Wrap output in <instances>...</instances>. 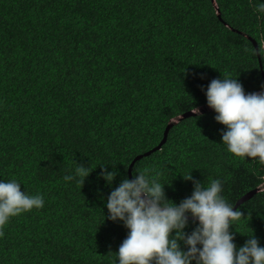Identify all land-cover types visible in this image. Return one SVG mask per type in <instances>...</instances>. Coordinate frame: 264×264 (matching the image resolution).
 <instances>
[{
	"label": "trees",
	"instance_id": "16d2710c",
	"mask_svg": "<svg viewBox=\"0 0 264 264\" xmlns=\"http://www.w3.org/2000/svg\"><path fill=\"white\" fill-rule=\"evenodd\" d=\"M255 4L0 0V180L45 198L5 227L0 264H118L129 230L107 219V197L177 119L133 178L137 169L159 174L177 204L194 190L191 173L205 185L221 179L234 208L262 188L230 231L237 248L252 234L264 246V165L227 151L213 109L182 119L208 106L207 86L225 74L246 94L264 90ZM77 163L93 170L84 185L63 180ZM104 167L118 173L111 185Z\"/></svg>",
	"mask_w": 264,
	"mask_h": 264
},
{
	"label": "clouds",
	"instance_id": "9594fccd",
	"mask_svg": "<svg viewBox=\"0 0 264 264\" xmlns=\"http://www.w3.org/2000/svg\"><path fill=\"white\" fill-rule=\"evenodd\" d=\"M254 12L258 19L264 17V0H256ZM255 54L264 57V46ZM205 94L208 106L217 113L215 120L226 126L221 135L227 151L264 165V90L246 94L237 78L225 74L213 79ZM92 171L77 163L63 180L84 185ZM135 171L134 178L123 179L106 200L107 219L121 221L129 230L116 253L118 264H264V246L254 234L239 248L234 243L230 228L243 213L222 195L221 179L205 185L192 173L184 176L193 181L194 190L177 204L168 199L159 174ZM117 174L104 167L100 177L111 185ZM21 186L17 179L0 180V238L13 217L45 206L43 194H29ZM190 218L198 223L189 234L185 229Z\"/></svg>",
	"mask_w": 264,
	"mask_h": 264
},
{
	"label": "water",
	"instance_id": "95a60500",
	"mask_svg": "<svg viewBox=\"0 0 264 264\" xmlns=\"http://www.w3.org/2000/svg\"><path fill=\"white\" fill-rule=\"evenodd\" d=\"M213 1L215 2V0H213ZM208 110H211V108H210L209 106H207V107H205V108H202V109L199 110L198 112L187 113V114H185V115L183 116L182 119L187 118V117H191V116H196V115H198V114H200V113H205V112L208 111ZM180 119H181V118H180ZM180 119H179V120H180ZM176 122H178V119L175 120V121H173V122L168 126V128H167V130H166V132H165L164 139H163L162 143H161L157 148H155V149L152 150L151 152H148V153L145 154V155H141V156L137 157L136 160H134V162L132 163V165H131V167H130V176H131V178H133V168H134L135 164H136L138 161H140V160H142L144 157H148V156H150L152 153H154V152L159 151V150L162 149L163 145L167 142L169 132H170L172 126H173L172 124H174V123H176ZM261 189H262V188H261ZM261 189H258V190H256V191L250 192L249 194H247L246 196H244V197H243V198L237 203V205L235 206L234 210H237L238 207H239L240 205H242L243 203H245V202H247L248 200H250L254 195L257 194V192L261 191ZM190 220H191V218H190Z\"/></svg>",
	"mask_w": 264,
	"mask_h": 264
}]
</instances>
